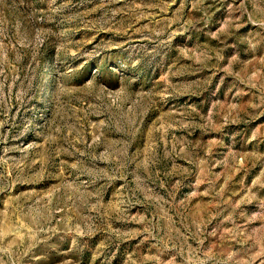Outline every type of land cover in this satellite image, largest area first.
I'll return each instance as SVG.
<instances>
[{
    "label": "rangeland",
    "instance_id": "374dc122",
    "mask_svg": "<svg viewBox=\"0 0 264 264\" xmlns=\"http://www.w3.org/2000/svg\"><path fill=\"white\" fill-rule=\"evenodd\" d=\"M0 264H264V0H0Z\"/></svg>",
    "mask_w": 264,
    "mask_h": 264
}]
</instances>
